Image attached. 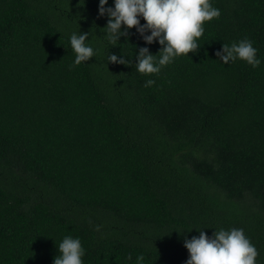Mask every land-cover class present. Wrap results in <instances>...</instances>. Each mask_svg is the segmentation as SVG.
<instances>
[{
  "label": "trees",
  "instance_id": "trees-1",
  "mask_svg": "<svg viewBox=\"0 0 264 264\" xmlns=\"http://www.w3.org/2000/svg\"><path fill=\"white\" fill-rule=\"evenodd\" d=\"M210 3L199 50L142 74L162 46L114 45L99 0H0V264H54L67 236L83 264H185V236L233 228L264 264V0ZM245 38L258 67L216 56Z\"/></svg>",
  "mask_w": 264,
  "mask_h": 264
},
{
  "label": "clouds",
  "instance_id": "clouds-1",
  "mask_svg": "<svg viewBox=\"0 0 264 264\" xmlns=\"http://www.w3.org/2000/svg\"><path fill=\"white\" fill-rule=\"evenodd\" d=\"M108 2L99 0V16L109 17L104 29L110 42L115 45V41L129 35V29L136 28L147 44L158 40L162 46L158 60L148 47L139 48L135 66L142 74L159 73L161 67L171 63L174 58L197 52L200 47L197 40L204 33V23L220 16L219 9L214 8L210 0H114V7H106ZM141 17L146 23L141 24ZM88 36V32L71 35V47L76 53L75 65L95 56L93 48L85 43ZM216 56L224 64L237 59L253 67L261 63L257 58V49L247 38L231 46L223 44ZM107 61L129 64L126 58L116 54H109ZM154 83L148 80L145 87ZM96 230L99 231L100 226ZM198 230L199 236L190 239L184 237V245L190 254L185 264H256L258 250L243 229H220L211 237L203 229ZM58 248L60 254L55 257L54 264H83L85 250L78 238L67 236ZM137 259L142 262L144 257L141 255Z\"/></svg>",
  "mask_w": 264,
  "mask_h": 264
}]
</instances>
